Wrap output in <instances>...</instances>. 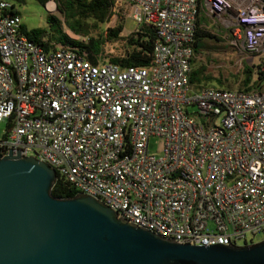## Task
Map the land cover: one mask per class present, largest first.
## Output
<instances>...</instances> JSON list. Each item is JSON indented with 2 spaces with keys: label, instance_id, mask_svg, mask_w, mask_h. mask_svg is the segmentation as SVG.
I'll return each instance as SVG.
<instances>
[{
  "label": "built area",
  "instance_id": "2783aa9c",
  "mask_svg": "<svg viewBox=\"0 0 264 264\" xmlns=\"http://www.w3.org/2000/svg\"><path fill=\"white\" fill-rule=\"evenodd\" d=\"M201 2L233 48L264 60V0ZM13 9L0 0L1 156L34 157L77 194L177 244L245 246L264 235V84H189L199 0H115V13L154 28L148 67L45 50ZM151 137L160 155L148 152Z\"/></svg>",
  "mask_w": 264,
  "mask_h": 264
},
{
  "label": "water",
  "instance_id": "95a60500",
  "mask_svg": "<svg viewBox=\"0 0 264 264\" xmlns=\"http://www.w3.org/2000/svg\"><path fill=\"white\" fill-rule=\"evenodd\" d=\"M56 178L34 157L0 154V264H264V240L177 244L89 196L54 197Z\"/></svg>",
  "mask_w": 264,
  "mask_h": 264
},
{
  "label": "trees",
  "instance_id": "16d2710c",
  "mask_svg": "<svg viewBox=\"0 0 264 264\" xmlns=\"http://www.w3.org/2000/svg\"><path fill=\"white\" fill-rule=\"evenodd\" d=\"M42 6L48 1L55 3L58 15L47 12L46 25L44 27L27 29L21 22V30L32 41L41 45L45 50L64 48L75 51L85 57L90 63L97 65L102 63H114L122 68L148 67L152 63L153 46L156 40L154 28L143 24L125 38V50L120 57L105 58L103 47L106 42L120 39L123 28V16L115 13V0H35ZM25 0H12L14 13L19 16L16 4ZM200 8L202 2L199 0ZM20 17V16H19ZM116 21L114 26L107 27L103 32H98L99 26ZM203 20L197 18L192 44L193 58L189 73V84L194 89H201L200 83L204 79L203 68L195 66V58L207 50V43L221 41L219 32L222 29L206 28ZM68 29L79 38L75 40L66 34ZM214 32V34L211 33ZM223 32V31H222ZM257 57V56H256ZM257 64L243 67V78L237 91L252 92L259 90L264 84V60L257 57ZM255 77V79H253ZM218 86H223L219 79L215 80ZM51 193L56 198H72L77 193L75 190L57 175L52 186Z\"/></svg>",
  "mask_w": 264,
  "mask_h": 264
},
{
  "label": "rangeland",
  "instance_id": "374dc122",
  "mask_svg": "<svg viewBox=\"0 0 264 264\" xmlns=\"http://www.w3.org/2000/svg\"><path fill=\"white\" fill-rule=\"evenodd\" d=\"M16 8L19 11L21 22L27 29L44 27L46 25V18L48 15L47 11L44 6L40 5L35 0H25L24 3L16 4ZM200 10L202 12V9ZM52 14L58 15L56 9ZM123 19V28L120 33V39L106 42L103 47V54L105 58L122 56L125 50V38L137 29L138 25L130 15H127ZM115 22L116 21H111L104 25H100L98 32H103L107 27L114 26ZM66 31L69 30L66 29ZM211 33L214 34L213 31H211ZM221 34L222 36L218 37L221 41H212L207 43V50H204L203 54L198 55L195 58V66H201L204 70L203 75L205 77L200 83V87L237 90L240 87L241 79L243 78L242 70L244 64L248 66L251 64L256 65L258 58L256 56H249L246 58L244 55L240 54L236 48H233L229 44L230 38L227 33ZM216 79L222 81L223 86H218L215 81ZM253 79H255V77H253ZM194 109V107L190 108V110L193 111ZM3 128L4 125L0 123V137ZM147 148L150 154L160 155V140L158 138L151 137L148 140ZM262 240H264V235L261 233L254 237L247 236L248 244L258 243Z\"/></svg>",
  "mask_w": 264,
  "mask_h": 264
},
{
  "label": "crops",
  "instance_id": "0c3cea01",
  "mask_svg": "<svg viewBox=\"0 0 264 264\" xmlns=\"http://www.w3.org/2000/svg\"><path fill=\"white\" fill-rule=\"evenodd\" d=\"M198 19H200V20H203V22H205V24H206V28H213V29H215V30H218V29H221L220 27H218V25L217 24H215L213 21H211L210 19H208V18H206L205 16H204V14H203V12H201L200 11V13H199V16H198ZM223 31V30H222ZM222 31H218L219 32V36H222V34L221 33H224V31L222 32Z\"/></svg>",
  "mask_w": 264,
  "mask_h": 264
},
{
  "label": "bare ground",
  "instance_id": "6f19581e",
  "mask_svg": "<svg viewBox=\"0 0 264 264\" xmlns=\"http://www.w3.org/2000/svg\"><path fill=\"white\" fill-rule=\"evenodd\" d=\"M45 6L49 10L54 8V5L52 4V2H47V4Z\"/></svg>",
  "mask_w": 264,
  "mask_h": 264
}]
</instances>
